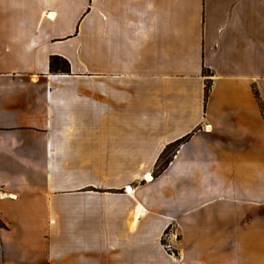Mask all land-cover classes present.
Returning <instances> with one entry per match:
<instances>
[{
	"label": "crops",
	"instance_id": "obj_1",
	"mask_svg": "<svg viewBox=\"0 0 264 264\" xmlns=\"http://www.w3.org/2000/svg\"><path fill=\"white\" fill-rule=\"evenodd\" d=\"M0 221V264H264V0H0Z\"/></svg>",
	"mask_w": 264,
	"mask_h": 264
},
{
	"label": "rangeland",
	"instance_id": "obj_2",
	"mask_svg": "<svg viewBox=\"0 0 264 264\" xmlns=\"http://www.w3.org/2000/svg\"><path fill=\"white\" fill-rule=\"evenodd\" d=\"M174 148V147H173ZM173 148H171L168 152H166V155L163 157L161 161L152 169V173L154 175H157L161 173L164 169H162L163 165L165 164L166 158L170 157L172 155ZM48 174H72V173H80V174H103L104 168L99 167H88V168H66V167H56V166H49L47 168ZM182 234L178 227V225L171 224L167 226L160 237L159 244L161 247V250L163 252L171 254V255H179V246L182 243ZM185 262V259H181L180 262H177L179 264H183Z\"/></svg>",
	"mask_w": 264,
	"mask_h": 264
},
{
	"label": "trees",
	"instance_id": "obj_3",
	"mask_svg": "<svg viewBox=\"0 0 264 264\" xmlns=\"http://www.w3.org/2000/svg\"><path fill=\"white\" fill-rule=\"evenodd\" d=\"M50 68L52 71H55L56 69H60L62 72H68L69 71V62L59 56H53L51 58L50 61ZM210 89V83L208 82L206 85V90H205V96L207 97L208 92ZM187 137H184L183 139H180L179 141H177L176 143L169 145L163 152L161 155V158H163L166 155V152H168L171 148L175 147L176 145H178L181 141H184ZM170 157L166 158L165 160V164L163 165L162 169H164L166 167V164L168 163ZM0 226H3V223L0 221Z\"/></svg>",
	"mask_w": 264,
	"mask_h": 264
},
{
	"label": "bare ground",
	"instance_id": "obj_4",
	"mask_svg": "<svg viewBox=\"0 0 264 264\" xmlns=\"http://www.w3.org/2000/svg\"><path fill=\"white\" fill-rule=\"evenodd\" d=\"M146 178L149 179V178H150V174H147V175H146Z\"/></svg>",
	"mask_w": 264,
	"mask_h": 264
}]
</instances>
